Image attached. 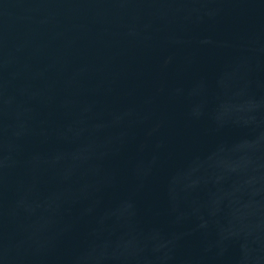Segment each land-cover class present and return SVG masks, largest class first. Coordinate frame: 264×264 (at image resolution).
<instances>
[{"label":"water","instance_id":"1","mask_svg":"<svg viewBox=\"0 0 264 264\" xmlns=\"http://www.w3.org/2000/svg\"><path fill=\"white\" fill-rule=\"evenodd\" d=\"M0 264H264V0H0Z\"/></svg>","mask_w":264,"mask_h":264}]
</instances>
